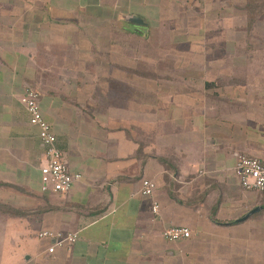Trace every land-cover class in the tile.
I'll use <instances>...</instances> for the list:
<instances>
[{
	"label": "crops",
	"instance_id": "1",
	"mask_svg": "<svg viewBox=\"0 0 264 264\" xmlns=\"http://www.w3.org/2000/svg\"><path fill=\"white\" fill-rule=\"evenodd\" d=\"M248 2L0 0V264H264V195L234 169L264 160V4L248 28ZM27 87L82 175L66 192L41 190ZM43 230L78 237L48 253Z\"/></svg>",
	"mask_w": 264,
	"mask_h": 264
},
{
	"label": "built area",
	"instance_id": "2",
	"mask_svg": "<svg viewBox=\"0 0 264 264\" xmlns=\"http://www.w3.org/2000/svg\"><path fill=\"white\" fill-rule=\"evenodd\" d=\"M21 103L28 114L29 123L38 130V137L44 150V163L40 166V184L43 192H66L73 183L80 180V173L70 172L62 160L60 149L56 145V136L49 122L44 118L39 104V93L32 87L23 92ZM235 173L240 186L249 191L264 195V160L244 153H235ZM155 183L147 178L141 180L140 193L145 196L153 195ZM159 205L154 202L153 211L157 212ZM191 232L184 226H170L163 230V237L169 241L188 238ZM38 238L53 241L46 252L53 253L58 245H70L78 237L76 232L66 234L58 231L43 230Z\"/></svg>",
	"mask_w": 264,
	"mask_h": 264
},
{
	"label": "rangeland",
	"instance_id": "3",
	"mask_svg": "<svg viewBox=\"0 0 264 264\" xmlns=\"http://www.w3.org/2000/svg\"><path fill=\"white\" fill-rule=\"evenodd\" d=\"M255 1H259L260 2V4H264V0H249V2H248V4H247V9H248V11H249V16H250V18H253L254 16H253V12H252V8L254 7L253 6V4H254V2ZM249 5V6H248ZM137 26V25H136ZM137 27H139V26H137ZM248 28H250V27H248ZM213 41H215L214 40V38H213ZM135 45H137V42H135ZM149 68H151V67H149ZM148 68V69H149ZM141 102V100H139V99H136V98H134V104L136 105L137 103H139V104H141L140 103Z\"/></svg>",
	"mask_w": 264,
	"mask_h": 264
},
{
	"label": "water",
	"instance_id": "4",
	"mask_svg": "<svg viewBox=\"0 0 264 264\" xmlns=\"http://www.w3.org/2000/svg\"><path fill=\"white\" fill-rule=\"evenodd\" d=\"M133 20L135 22H140V19L137 18V17H134ZM258 208H253L252 210H250L249 212H247V214H245L243 217H241L240 219L236 220V221H239V220H244L245 218H247L250 214H252L253 212H255Z\"/></svg>",
	"mask_w": 264,
	"mask_h": 264
},
{
	"label": "trees",
	"instance_id": "5",
	"mask_svg": "<svg viewBox=\"0 0 264 264\" xmlns=\"http://www.w3.org/2000/svg\"><path fill=\"white\" fill-rule=\"evenodd\" d=\"M252 23H253V18H250V16H249L248 22H247V25H248L247 27H251Z\"/></svg>",
	"mask_w": 264,
	"mask_h": 264
}]
</instances>
